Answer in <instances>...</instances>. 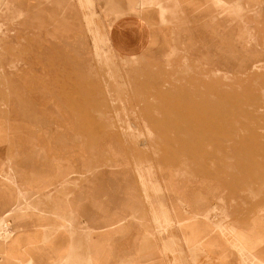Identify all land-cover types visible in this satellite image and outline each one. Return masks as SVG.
I'll return each instance as SVG.
<instances>
[{
	"label": "rangeland",
	"instance_id": "obj_1",
	"mask_svg": "<svg viewBox=\"0 0 264 264\" xmlns=\"http://www.w3.org/2000/svg\"><path fill=\"white\" fill-rule=\"evenodd\" d=\"M124 13L144 54L111 51ZM0 160V264H112L133 222L119 264H264V0H0ZM98 175L134 186L93 227Z\"/></svg>",
	"mask_w": 264,
	"mask_h": 264
},
{
	"label": "crops",
	"instance_id": "obj_2",
	"mask_svg": "<svg viewBox=\"0 0 264 264\" xmlns=\"http://www.w3.org/2000/svg\"><path fill=\"white\" fill-rule=\"evenodd\" d=\"M95 3L97 4V0H95ZM127 4L128 1L123 3L121 7L126 8ZM148 8L149 7H146V9ZM108 37L110 38V45L112 47L111 51L115 55H118L120 57L136 56L147 52L151 40V28L145 15L138 13H124L113 21L112 25L109 28ZM13 159L15 166L17 167L19 166L23 168L22 157L15 155ZM2 166H5V160L3 161L0 160V169L4 168ZM23 172H27L28 174H26L25 177H23L22 175L20 177L21 181L23 182L29 180V182L31 183L33 180L32 177L35 175V172L27 171V169L24 170V168H23ZM3 184L4 185L0 188V190L3 191V193L0 192V212L5 211L7 209L8 203H12L13 201L17 202L15 197L17 194L16 188L10 183L8 184L5 182ZM83 186H84V191L81 197H79L80 214L81 216L84 217L86 222H87L86 218L93 217L91 221L93 224H89L88 222L86 224L93 227H98V219L100 218L101 215V213L98 211L99 196H101L103 192L107 191L108 197L106 199H103L101 197L100 199H103L104 202H106L109 205L110 208L109 211L119 209L120 207L123 206L126 197L129 196L128 186H132L133 188L134 184L128 178H126V180L121 182L120 179L117 178V176L112 177V176L101 175V177L99 178L98 175L93 180L88 178V180L84 183ZM109 187L112 188L110 189ZM7 191H9V196L14 195V197L6 198ZM121 195H124L123 199L120 198ZM91 207L94 208L91 209ZM89 209H91V211ZM20 224L24 227L25 230L29 232H34L38 227L37 226L38 221L35 220L24 219L20 221ZM95 230H97V228H95ZM92 235L95 237L97 233L94 231ZM134 235H135V225L133 222V224L130 227V231H127V233H125L124 236H122V238H119L118 241H113L111 247H106L108 250L112 252V255L114 257L116 256L115 259L117 258V260L115 262L113 261L112 264H119V260H118L119 255L124 254L129 256L130 254L132 256H135L134 254H132L136 249ZM15 257L16 255H14V258ZM10 260H11L10 258H5V257L3 258L4 263Z\"/></svg>",
	"mask_w": 264,
	"mask_h": 264
},
{
	"label": "bare ground",
	"instance_id": "obj_3",
	"mask_svg": "<svg viewBox=\"0 0 264 264\" xmlns=\"http://www.w3.org/2000/svg\"><path fill=\"white\" fill-rule=\"evenodd\" d=\"M262 256V255H261Z\"/></svg>",
	"mask_w": 264,
	"mask_h": 264
}]
</instances>
